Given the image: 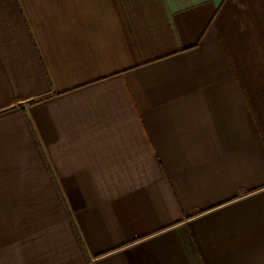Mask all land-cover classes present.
<instances>
[{"label": "crops", "instance_id": "obj_1", "mask_svg": "<svg viewBox=\"0 0 264 264\" xmlns=\"http://www.w3.org/2000/svg\"><path fill=\"white\" fill-rule=\"evenodd\" d=\"M0 264H264V0H0Z\"/></svg>", "mask_w": 264, "mask_h": 264}]
</instances>
